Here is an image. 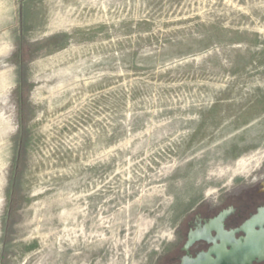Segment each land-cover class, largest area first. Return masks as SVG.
<instances>
[{
  "label": "rangeland",
  "instance_id": "374dc122",
  "mask_svg": "<svg viewBox=\"0 0 264 264\" xmlns=\"http://www.w3.org/2000/svg\"><path fill=\"white\" fill-rule=\"evenodd\" d=\"M260 181L264 0H0V264H156Z\"/></svg>",
  "mask_w": 264,
  "mask_h": 264
},
{
  "label": "flooded vegetation",
  "instance_id": "af4514ba",
  "mask_svg": "<svg viewBox=\"0 0 264 264\" xmlns=\"http://www.w3.org/2000/svg\"><path fill=\"white\" fill-rule=\"evenodd\" d=\"M177 237L156 264H264V181L198 208Z\"/></svg>",
  "mask_w": 264,
  "mask_h": 264
},
{
  "label": "trees",
  "instance_id": "16d2710c",
  "mask_svg": "<svg viewBox=\"0 0 264 264\" xmlns=\"http://www.w3.org/2000/svg\"><path fill=\"white\" fill-rule=\"evenodd\" d=\"M16 165H17V158L14 157V158H13V165H12V166H13V168H12L13 171H14ZM10 197H11V195L9 194V195H8V200H7V203H6V210H7V211H5V214H6V215L9 214V211H10V209H11V208H10V207H11V206H10V204H11V200H10V199H11V198H10ZM5 219H6V217H5Z\"/></svg>",
  "mask_w": 264,
  "mask_h": 264
},
{
  "label": "water",
  "instance_id": "95a60500",
  "mask_svg": "<svg viewBox=\"0 0 264 264\" xmlns=\"http://www.w3.org/2000/svg\"><path fill=\"white\" fill-rule=\"evenodd\" d=\"M195 234L194 233H190L189 235V239H188V242H190L191 240H193V238H195Z\"/></svg>",
  "mask_w": 264,
  "mask_h": 264
}]
</instances>
